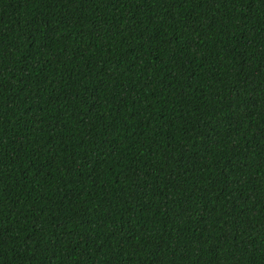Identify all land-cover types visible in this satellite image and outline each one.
Segmentation results:
<instances>
[{"label":"trees","instance_id":"obj_1","mask_svg":"<svg viewBox=\"0 0 264 264\" xmlns=\"http://www.w3.org/2000/svg\"><path fill=\"white\" fill-rule=\"evenodd\" d=\"M0 264H264V0H0Z\"/></svg>","mask_w":264,"mask_h":264}]
</instances>
